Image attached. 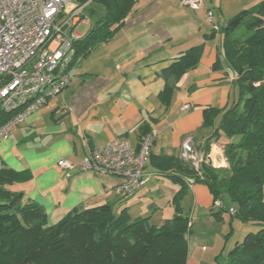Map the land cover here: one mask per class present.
Masks as SVG:
<instances>
[{
    "label": "crops",
    "instance_id": "0c3cea01",
    "mask_svg": "<svg viewBox=\"0 0 264 264\" xmlns=\"http://www.w3.org/2000/svg\"><path fill=\"white\" fill-rule=\"evenodd\" d=\"M181 1L135 0L114 37L97 44L70 67V82L63 93L48 99L28 114L8 138L0 140V168L17 173L16 181L7 188L21 192L23 203L38 204L49 224L74 208L104 203L111 204L115 212L127 208L133 218L149 217L157 226L170 218L154 220L161 215L163 202L172 206L170 201L177 185L157 173L149 159L145 171L150 178L123 201L128 202L126 206H117L123 199L113 192L120 182L118 177L82 171L80 162L91 147L103 146L115 138L127 139L137 146L141 127L149 128L153 136L152 154L179 157L187 137L197 150L220 119V115L215 117L214 128L202 127L203 110H219L237 100V89L232 84L236 74L222 61V32L231 17L254 9L264 0H202L196 10ZM197 45H202L198 63L181 75L169 104L164 105L160 100L165 87L163 70L182 52ZM217 59L221 66L213 69ZM185 103L190 104L189 108L181 110ZM219 134L217 139H210L206 158L214 167H228L224 155L226 140ZM63 159L72 166L58 165ZM185 200V214L193 210L201 218L219 211L212 206V195L205 184H191L181 205ZM226 214L221 213L220 220L214 216L213 219L221 221ZM239 223L241 237L230 241L229 248L246 233L258 229L252 222ZM196 242L193 236L187 241L186 264H201L194 258Z\"/></svg>",
    "mask_w": 264,
    "mask_h": 264
},
{
    "label": "trees",
    "instance_id": "16d2710c",
    "mask_svg": "<svg viewBox=\"0 0 264 264\" xmlns=\"http://www.w3.org/2000/svg\"><path fill=\"white\" fill-rule=\"evenodd\" d=\"M134 3L135 0H93L87 14H95L96 6L101 8V14L75 42L68 68L97 44L112 39ZM240 24H244L246 33L233 36ZM222 33V61L236 74L232 84L238 98L222 109L203 110L202 127L214 128L215 117L220 115V119L209 140L197 150L206 155L210 139H217L221 132L226 140L228 167L203 162L198 173L180 156L150 153L149 165L177 185L171 199L174 214L159 226L149 217H131L127 208L116 213L109 203L74 208L49 224L38 204L23 203L21 192L7 188L16 181L17 173L0 168V264H186L191 224L181 202L194 183L205 184L213 202L222 200L226 205L212 212L217 220L221 213L233 208L231 217L258 226L236 242L225 260L217 264L264 263V1L231 17ZM201 52L202 45L192 46L163 70L165 87L160 100L164 105L169 104L181 75L196 66ZM220 63L217 59L213 69H218ZM7 118L0 111V123ZM149 132V128L141 127L138 139Z\"/></svg>",
    "mask_w": 264,
    "mask_h": 264
},
{
    "label": "built area",
    "instance_id": "2783aa9c",
    "mask_svg": "<svg viewBox=\"0 0 264 264\" xmlns=\"http://www.w3.org/2000/svg\"><path fill=\"white\" fill-rule=\"evenodd\" d=\"M93 0H0V111L8 115L0 123V140L9 137L25 117L48 99L61 95L70 82L69 64L74 44L89 27L87 9ZM196 10L202 0H182ZM211 16V12H208ZM182 104L181 110L188 109ZM153 141L146 133L138 145L127 139H112L103 146L91 147L80 162L82 171L112 175L120 179L113 192L122 199L132 197L150 178L145 171ZM180 157L200 173L206 155L196 150L190 137L182 143ZM58 165L70 168L63 159ZM222 210L224 202L215 200ZM233 214L234 209L229 208Z\"/></svg>",
    "mask_w": 264,
    "mask_h": 264
},
{
    "label": "rangeland",
    "instance_id": "374dc122",
    "mask_svg": "<svg viewBox=\"0 0 264 264\" xmlns=\"http://www.w3.org/2000/svg\"><path fill=\"white\" fill-rule=\"evenodd\" d=\"M99 6H96L97 12L93 15H87V19L89 23H92L94 20L97 19V17L101 14V8ZM87 29V25H81L79 27V32L82 34ZM245 29V26L243 24H240L237 28L234 29L232 35L233 36H239L243 34ZM197 184H203V183H197ZM204 185V184H203ZM120 199V198H119ZM122 200V199H120ZM115 201H117L115 199ZM127 199H123L122 202H119L117 206H126L128 202ZM171 203V201H170ZM172 204V203H171ZM170 206V207H169ZM182 206L184 208L187 207V200H185L182 203ZM193 206V204H192ZM212 206H214L212 201ZM226 207V205H224ZM171 207L173 208V205L167 204V202L162 203L163 211L161 212V215L159 214L154 220L159 221V218H165V217H172L173 214L171 213ZM118 213V212H116ZM190 219L191 226V232L187 236V241L189 242L190 238L193 236L196 238L197 242V253L194 254V258L199 259L201 264H217L224 261V253L225 255L229 251V243L230 241H234V239H240L241 236L238 235L239 233V226L236 222V219L234 217H231L230 214L224 215L223 219L221 221H217L213 219V216L209 215L210 217H199V212L190 211V214H188ZM203 218V219H202ZM152 220V222H154ZM223 221V222H222ZM234 221V222H233ZM241 224H244L242 221H240ZM233 223V226L231 225ZM232 226V227H231ZM217 257V259H216Z\"/></svg>",
    "mask_w": 264,
    "mask_h": 264
},
{
    "label": "water",
    "instance_id": "95a60500",
    "mask_svg": "<svg viewBox=\"0 0 264 264\" xmlns=\"http://www.w3.org/2000/svg\"><path fill=\"white\" fill-rule=\"evenodd\" d=\"M207 160H208L209 164H211V165H212V162H211L210 158H208Z\"/></svg>",
    "mask_w": 264,
    "mask_h": 264
}]
</instances>
